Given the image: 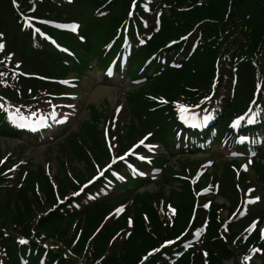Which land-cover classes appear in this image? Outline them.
Listing matches in <instances>:
<instances>
[{
	"label": "rangeland",
	"instance_id": "1",
	"mask_svg": "<svg viewBox=\"0 0 264 264\" xmlns=\"http://www.w3.org/2000/svg\"><path fill=\"white\" fill-rule=\"evenodd\" d=\"M104 1L91 0V6L95 7ZM145 1L149 3V0ZM167 4L164 2L160 10V28L153 43L170 42V39H176L174 37L178 34H187L197 43L195 54L189 65L176 77L164 78L168 81L165 84L150 82L143 89L130 91L136 95L148 91L151 101L161 103L160 101L166 100L170 103L183 95H189L197 87L208 84L213 75L214 63L224 49L228 61H238L241 43L246 41L257 45L264 43V29L258 34L254 30L255 24L241 22L242 20L232 16V12L218 20L211 15V10L199 8L188 18L184 6ZM86 19L88 21V18ZM232 20L239 24H232ZM90 30L93 31L92 26ZM101 31L95 28L90 52H84L70 42H63L76 52L80 61L92 66V70L87 69L86 77L94 80L92 90L86 94L87 102L78 118V125L70 128L71 137L58 144L54 142L48 147L23 150L16 143L14 136H6L0 132V228L15 238L25 237L56 248L64 255L58 258L62 264H139L142 256L157 247L159 242L170 237V231L175 232L181 225L191 220L196 210L200 219L207 221L213 231L219 232L233 243L236 255L244 256L252 249L259 253L257 249L264 247V241L258 240L248 244L242 226L234 222L238 204L231 201L232 197H235L234 179L231 170L228 169V162L225 164L216 162L222 164V168L211 169L200 182L195 183L197 165L176 158L174 159L176 163L171 164L178 168L170 166L167 176L170 178L176 171L180 176L188 178L192 185L187 190L178 193L179 185L166 181L161 187L146 186L141 189L136 196V207L128 209L130 200L118 201L100 205L85 216L67 215V205L81 195L79 191L83 186L100 177L111 162L104 159L101 154L106 141L111 142L113 152L122 155L139 139L141 130L147 129L142 127L137 115L141 113L142 119L143 110L139 111L134 105V111L128 113L126 91L114 90L113 87H117L116 83L108 84L110 89L100 87L101 84L98 82L100 74L94 67L100 64L96 55L98 46L104 42L101 40ZM259 53L260 49L255 48L250 55L256 57ZM223 72L230 78V72L227 70ZM12 87L18 90L16 81L12 83ZM83 87H86V84ZM102 90L104 92L100 98L96 99L95 95L91 97V94ZM37 95L52 96L56 95V92L39 90ZM117 104L123 105L118 128L125 131L124 120L125 123H129L126 134L114 133L110 125L115 115L113 107ZM105 122L106 126L102 133L101 127ZM74 138L81 144L80 147L76 148ZM114 139L119 141L117 145ZM66 145H70L72 149L68 150ZM22 160L26 162L23 163ZM262 164L264 161H258V165ZM252 180L256 179L249 178L246 183ZM214 181L224 184L222 197L214 200L215 204L222 207L218 214L213 208L208 211L202 209L204 199L199 196L192 197ZM240 187L244 189V183H241ZM140 203L142 204L138 205ZM117 209L123 210L117 212ZM170 209L174 210V213ZM172 215L178 217L176 224H170L168 220ZM222 225L226 226V229L222 230ZM136 229L151 233L153 240L139 238L133 234ZM243 259L240 256L237 262ZM185 260H194L198 264H219L218 258L210 260L194 251L187 255ZM222 264L230 262L225 261Z\"/></svg>",
	"mask_w": 264,
	"mask_h": 264
},
{
	"label": "trees",
	"instance_id": "2",
	"mask_svg": "<svg viewBox=\"0 0 264 264\" xmlns=\"http://www.w3.org/2000/svg\"><path fill=\"white\" fill-rule=\"evenodd\" d=\"M86 2L88 1L76 0L77 7H72V10L75 11L74 14L79 18H83L84 16L83 13L86 9V7H84V3ZM127 3L128 0H120L116 4V7L113 9L112 14L108 17L109 20H107L104 24H101V22L99 21L100 23L98 25H96L97 23L93 22V25L99 26L101 24L102 26L106 27L120 14L124 16ZM209 5H216L217 7H226V5H229L231 8V12L234 16L247 12L251 17L250 22L252 24L261 23L262 28L264 29V0H210ZM45 7L48 9V13L53 19L65 21L67 18L70 17V15L65 10L56 11L54 9H51L48 4H45ZM78 8L80 12L77 11ZM92 9L93 7L88 8V10L90 11ZM192 12L189 13L190 16H192ZM0 31L3 32L5 36L7 49L14 51L21 59H23L24 71L45 76H55L59 72L64 71L62 67L57 64V62L55 61L56 59L52 57L49 51H46L45 54H41L36 53L29 47V44L25 40V37L22 36L20 33L19 27L17 25L16 16L11 8L9 0H0ZM164 75H174V72H166ZM250 76V67L248 63L242 64L239 67L238 71V82L236 87L235 99L233 101V105L236 108L251 96ZM31 84L35 86L39 85L40 83L32 82ZM135 235L143 238L149 237L146 236L145 233L139 229H136ZM1 242L4 243L5 247H8V249L11 250L13 245L11 239L5 238L2 239ZM209 250H211V248H209ZM215 251L222 250L216 249Z\"/></svg>",
	"mask_w": 264,
	"mask_h": 264
},
{
	"label": "snow or ice",
	"instance_id": "3",
	"mask_svg": "<svg viewBox=\"0 0 264 264\" xmlns=\"http://www.w3.org/2000/svg\"><path fill=\"white\" fill-rule=\"evenodd\" d=\"M135 2H136V0H133V4H135ZM13 3H15V0H13ZM129 15H131V13H129ZM58 27H70V29L73 31V32H75L76 31V25H71V26H67V25H58ZM3 48H4V44L3 43H0V51H2L3 50ZM0 75H2V73H0ZM0 107H3L2 105H0ZM179 108H180V112H181V114H183V113H186L187 111H188V109L186 108V107H184V106H179ZM6 110V109H5ZM15 117H10V119H14ZM241 119H243V117H241ZM236 123H239V121H236ZM235 126V125H234ZM141 143H143V141H141ZM120 159H123V157H120ZM115 161H113V163H114ZM251 162V161H250ZM89 183H91V181H89ZM85 187H86V185H85ZM81 190H83V189H81ZM123 209H117V212H120V211H122ZM170 211H172L173 213H174V210H172V209H170ZM129 224H130V226H131V221L129 222ZM250 227H253L252 225H250ZM98 231H99V229H98ZM261 236L262 237H264V229H262L261 230ZM19 243H21V244H24V243H27V241H25V240H23V239H21L20 241H19ZM154 251H159V249H156V250H154ZM152 252H149L148 253V255L144 258L145 260L149 257V256H152ZM141 264H144V261L142 260L141 261Z\"/></svg>",
	"mask_w": 264,
	"mask_h": 264
},
{
	"label": "bare ground",
	"instance_id": "4",
	"mask_svg": "<svg viewBox=\"0 0 264 264\" xmlns=\"http://www.w3.org/2000/svg\"><path fill=\"white\" fill-rule=\"evenodd\" d=\"M103 92H104V90L99 91L98 93H93V94H91V97H94V95H95V98H96V99H97V98H100Z\"/></svg>",
	"mask_w": 264,
	"mask_h": 264
}]
</instances>
